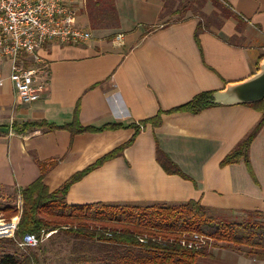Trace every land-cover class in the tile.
Wrapping results in <instances>:
<instances>
[{"label": "crops", "instance_id": "1", "mask_svg": "<svg viewBox=\"0 0 264 264\" xmlns=\"http://www.w3.org/2000/svg\"><path fill=\"white\" fill-rule=\"evenodd\" d=\"M67 1L91 40L76 46L49 42L38 51L49 76L39 101L17 103L8 61L0 58V189L18 197L19 189L39 177L38 162L49 165L43 182L54 191L134 133L20 132L24 123L69 124L77 108L82 127L138 124L198 93L247 79L264 60L257 66L264 54V0ZM260 118L245 105L161 114L158 127L147 125L120 156L73 184L65 201L79 206L194 200L215 218L264 216V125L248 149L251 172L242 160L220 165ZM157 151L188 179L166 174ZM17 222L15 217L7 224L8 236Z\"/></svg>", "mask_w": 264, "mask_h": 264}, {"label": "trees", "instance_id": "2", "mask_svg": "<svg viewBox=\"0 0 264 264\" xmlns=\"http://www.w3.org/2000/svg\"><path fill=\"white\" fill-rule=\"evenodd\" d=\"M201 31V24L198 23L194 33L196 43ZM263 59L264 54L258 58L257 66ZM213 93L214 91L198 93L180 106L165 112L159 111L155 117L129 126L110 124L98 129L82 127L77 119V108L69 124L56 126L46 122L24 123L19 129L20 132L36 128L66 131L71 136L122 129H132L134 133L125 144L72 175L54 191H49L43 182L49 165L38 162L39 177L17 192L21 201L20 208L0 207V217L5 223L18 217L12 237L0 238V264H44L45 257L40 260L36 254L41 251L45 256L41 243L34 247L35 251L29 247H17V243L25 235L32 234L39 238L42 231H55L48 238L49 242L55 235H63L75 242L65 261L68 264H195L197 258L211 257L208 247L232 248L237 251L244 249L245 258L264 262V216L261 214H247L244 221L235 223L215 219L199 201L194 200L181 204L95 203L79 206L67 205L65 201V196L73 184L107 161L120 156L147 125L158 127L161 114L198 115L208 108L218 106L211 103ZM245 106L258 111L261 118L233 151L225 156L220 165H231L242 160L251 172L247 158L248 149L264 125V100ZM157 162L166 174L188 179L159 151ZM9 233L10 228L4 230V235ZM192 235L205 241L200 249L190 250L181 246L180 242H188Z\"/></svg>", "mask_w": 264, "mask_h": 264}, {"label": "built area", "instance_id": "3", "mask_svg": "<svg viewBox=\"0 0 264 264\" xmlns=\"http://www.w3.org/2000/svg\"><path fill=\"white\" fill-rule=\"evenodd\" d=\"M122 39V34L115 37L116 41ZM90 40V32L79 27L77 11L67 0H0V58L8 61V80L20 105L39 101L47 91L49 76L37 54L45 44L58 42L76 46ZM54 233L42 231L39 238L27 234L17 247L34 248ZM204 243L203 238L196 235L188 242H180L190 250L200 249Z\"/></svg>", "mask_w": 264, "mask_h": 264}, {"label": "rangeland", "instance_id": "4", "mask_svg": "<svg viewBox=\"0 0 264 264\" xmlns=\"http://www.w3.org/2000/svg\"><path fill=\"white\" fill-rule=\"evenodd\" d=\"M215 6L218 10H220L219 8H222L218 4H215ZM20 204V198L13 191L0 189V207L15 206L18 209ZM1 218L2 217H0V238H9L10 236L4 235L2 233V230L6 229L4 225H7L8 223H5ZM224 218L220 219L216 217L215 219L226 222H239V220H230L226 217ZM2 226L4 228H2ZM73 244H75V242L71 238L65 237L63 235H55L52 237L50 242L47 239L40 244L41 248L45 249V256L41 254V251L36 254L39 255L40 260L45 257L44 264H68L65 261L71 253V247ZM207 249V251L211 253V257L197 258L195 264H264V262H259L253 258H245L243 254L244 249L240 251L232 248L208 247ZM32 250L35 251V248Z\"/></svg>", "mask_w": 264, "mask_h": 264}, {"label": "water", "instance_id": "5", "mask_svg": "<svg viewBox=\"0 0 264 264\" xmlns=\"http://www.w3.org/2000/svg\"><path fill=\"white\" fill-rule=\"evenodd\" d=\"M264 100V60L247 79L226 84L212 94L211 103L221 106L250 105Z\"/></svg>", "mask_w": 264, "mask_h": 264}, {"label": "clouds", "instance_id": "6", "mask_svg": "<svg viewBox=\"0 0 264 264\" xmlns=\"http://www.w3.org/2000/svg\"><path fill=\"white\" fill-rule=\"evenodd\" d=\"M31 242L34 244L35 243V240H34V238H31Z\"/></svg>", "mask_w": 264, "mask_h": 264}, {"label": "bare ground", "instance_id": "7", "mask_svg": "<svg viewBox=\"0 0 264 264\" xmlns=\"http://www.w3.org/2000/svg\"><path fill=\"white\" fill-rule=\"evenodd\" d=\"M5 227H6V229H8V228H11V226H10V225H6Z\"/></svg>", "mask_w": 264, "mask_h": 264}]
</instances>
